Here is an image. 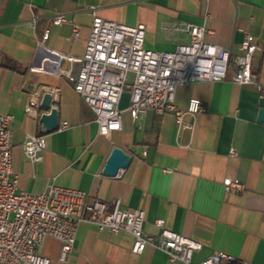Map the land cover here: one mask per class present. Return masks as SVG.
<instances>
[{
	"label": "crops",
	"instance_id": "1",
	"mask_svg": "<svg viewBox=\"0 0 264 264\" xmlns=\"http://www.w3.org/2000/svg\"><path fill=\"white\" fill-rule=\"evenodd\" d=\"M89 11L102 21L142 25L143 47L156 53L187 44L186 35L169 33L172 24L204 28L211 33L205 42L229 51L231 57L242 55L239 46L247 36L259 49L252 73L262 80L264 0H0V116L13 119L11 169L18 177V191L40 195L53 183L83 192L87 200L110 206L119 201V209L144 213V235L158 237L154 222L161 220L165 229L199 243L195 264L213 253L244 264H264V125L256 122L264 94L253 86L223 81L178 88L174 104L179 110L185 111L192 99L202 103V113L188 120L192 133L177 131L169 114H148L132 123L124 93L121 133L108 140L97 136L94 114L72 84L60 80L52 105L58 129L41 135V164L33 166L25 159L22 144L27 136L39 135V119L48 111L39 108L37 120L27 117L29 95L21 89L36 78L30 69L40 68L49 52L83 56L92 23ZM54 13H63L71 24L48 27L43 18ZM47 27L49 35L39 47ZM73 27L78 38L70 42ZM61 123L68 129L59 130ZM113 149L124 152L130 162L110 178L102 170ZM147 152L148 161L143 157ZM225 179L240 184L242 193L225 192ZM131 246L125 233L110 235L81 224L65 264H170L156 249L147 247L136 256ZM59 251L60 244L47 238L38 254L58 264Z\"/></svg>",
	"mask_w": 264,
	"mask_h": 264
},
{
	"label": "built area",
	"instance_id": "2",
	"mask_svg": "<svg viewBox=\"0 0 264 264\" xmlns=\"http://www.w3.org/2000/svg\"><path fill=\"white\" fill-rule=\"evenodd\" d=\"M89 13L92 23L81 58L49 52L40 68L30 69V75L36 78L28 79L21 89L29 95L24 113L30 119L37 120L44 94L51 95L52 104L58 98L60 80L72 84L74 93L94 114L97 136L108 140L121 133L119 105L124 93L128 95L127 112L132 123H138L148 114L156 117L169 114L177 131L188 133L193 131L188 120L201 114L203 107L199 100L192 99L185 111L179 110L174 104L178 88L229 81L239 87L253 86L257 93L264 94V74L258 81L251 70L259 49L249 43L247 36L239 46L242 55L231 57L229 51L205 42L204 38L211 33L204 28L172 24L169 33L186 35L187 44L177 45L171 52L156 53L144 49L142 25L126 27L102 21L94 11ZM43 20L48 27L71 24L63 13H54ZM35 22L33 18L32 27ZM48 27L37 43L39 47L46 42ZM77 38L78 30L73 27L68 41ZM63 63L67 64L66 68H62ZM12 123L11 116H0V264H52L38 254L47 238L60 244L58 264H65L73 252L81 224L93 225L110 235H129L133 255H141L151 247L163 253L170 264H195L193 258L202 249L199 243L165 229L161 220L154 222L158 237L144 235V213L119 209V201L110 206L87 200L83 192L58 188L53 183L40 195L18 191V177L11 169ZM67 129L66 123L59 125V130ZM43 149L41 135L27 136L22 144L23 156L33 166L41 164ZM148 156L149 152L143 154L146 161ZM222 186L225 192L243 191L240 184L228 179ZM197 264L244 263L230 255L213 253Z\"/></svg>",
	"mask_w": 264,
	"mask_h": 264
},
{
	"label": "water",
	"instance_id": "3",
	"mask_svg": "<svg viewBox=\"0 0 264 264\" xmlns=\"http://www.w3.org/2000/svg\"><path fill=\"white\" fill-rule=\"evenodd\" d=\"M52 98L49 94H44L40 101V109L48 111V114L42 115L39 119V135L50 134L58 129V117L55 109L52 108ZM260 111L256 122L264 125V99L259 103ZM130 162V158L120 149H113L102 170V174L106 177L114 178L117 174L124 170Z\"/></svg>",
	"mask_w": 264,
	"mask_h": 264
},
{
	"label": "rangeland",
	"instance_id": "4",
	"mask_svg": "<svg viewBox=\"0 0 264 264\" xmlns=\"http://www.w3.org/2000/svg\"><path fill=\"white\" fill-rule=\"evenodd\" d=\"M62 67H64V65H62Z\"/></svg>",
	"mask_w": 264,
	"mask_h": 264
}]
</instances>
